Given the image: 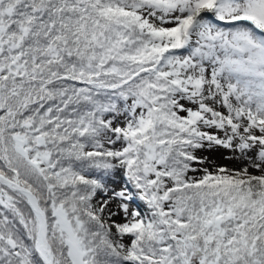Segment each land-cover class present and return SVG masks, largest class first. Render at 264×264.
<instances>
[{
    "label": "snow or ice",
    "instance_id": "obj_1",
    "mask_svg": "<svg viewBox=\"0 0 264 264\" xmlns=\"http://www.w3.org/2000/svg\"><path fill=\"white\" fill-rule=\"evenodd\" d=\"M0 264H264V0H0Z\"/></svg>",
    "mask_w": 264,
    "mask_h": 264
},
{
    "label": "rangeland",
    "instance_id": "obj_2",
    "mask_svg": "<svg viewBox=\"0 0 264 264\" xmlns=\"http://www.w3.org/2000/svg\"><path fill=\"white\" fill-rule=\"evenodd\" d=\"M225 153H223V150H217L214 153H210V155L207 157L209 160L215 161L217 164H224L228 167H233L234 162L224 159Z\"/></svg>",
    "mask_w": 264,
    "mask_h": 264
},
{
    "label": "trees",
    "instance_id": "obj_3",
    "mask_svg": "<svg viewBox=\"0 0 264 264\" xmlns=\"http://www.w3.org/2000/svg\"><path fill=\"white\" fill-rule=\"evenodd\" d=\"M216 151L217 150H206V151L201 152L200 155L208 157L210 155V153L212 154Z\"/></svg>",
    "mask_w": 264,
    "mask_h": 264
}]
</instances>
